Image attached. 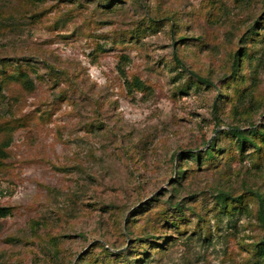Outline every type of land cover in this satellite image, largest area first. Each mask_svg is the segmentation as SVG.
Returning <instances> with one entry per match:
<instances>
[{
    "label": "rangeland",
    "instance_id": "1",
    "mask_svg": "<svg viewBox=\"0 0 264 264\" xmlns=\"http://www.w3.org/2000/svg\"><path fill=\"white\" fill-rule=\"evenodd\" d=\"M107 1L0 0V59L35 82L28 92L0 75V124L24 122L0 129V141L11 136L0 166V207L9 209L0 264H76L91 249L100 262L98 244L115 253L138 240L119 235L134 210L192 200L202 235L187 207L178 229L169 226V248L149 247L140 264H246L262 233L254 203L215 211L213 196L264 192V158L246 148L241 159L232 147L211 170L185 157L230 129L215 124V101L226 123L264 118V0ZM239 50L250 55L232 77ZM180 154L191 171L174 194Z\"/></svg>",
    "mask_w": 264,
    "mask_h": 264
},
{
    "label": "trees",
    "instance_id": "2",
    "mask_svg": "<svg viewBox=\"0 0 264 264\" xmlns=\"http://www.w3.org/2000/svg\"><path fill=\"white\" fill-rule=\"evenodd\" d=\"M30 1L32 3L39 2V0ZM110 4L111 1L109 0L105 3V6H110ZM6 26L7 25L5 22L0 21V38L3 37V33ZM2 27H4V29H2ZM260 30H262V33H264V27H262ZM259 32L261 31L255 30L254 27L251 28L252 36H259ZM262 37H264V34ZM250 40L253 41L260 39L250 37ZM249 55L250 53L242 50L236 51L232 54V77H234L236 72L239 70V62L243 58L248 59ZM177 62L179 63V60H177ZM21 66V63H19L18 61H16V65L10 64L8 59L4 57L0 59V75L4 76L5 82L14 81L16 82V84H19L24 90L31 92L35 89V82L33 81V79L30 78L29 74H27ZM11 67L18 69L15 70L14 68H12V71L8 73V69ZM191 73L197 78L199 82L208 86L212 85L209 79L197 75L193 71H191ZM135 82L140 84L137 79H135ZM235 84L236 85L234 86V88L238 90L237 82H235ZM225 86L228 87L229 84L226 83ZM218 102L219 101L213 102V120L215 124H226L227 126H229L230 129L222 130L221 132H219L204 151L190 153L187 155V157H185L186 160H193L197 164L196 168L201 166H207L209 169L213 170L214 167L217 166L220 169L221 165L218 163V160L224 157L226 152L227 154H229V150L232 149V147H234L233 150H236L238 152L239 156H241V159H243L246 148L251 149V152L249 154L255 155V158L259 160L264 158V118L258 125L254 120L249 119V116L243 119L239 118L236 121L226 123L222 121L218 116L220 110ZM232 107V112L235 115L239 114L237 108L234 105ZM235 115L232 118H234ZM23 123L24 122H21L20 119H14L12 122H5L0 124V129L4 127H6L4 129H12L18 124ZM244 125H248L250 127L247 129H240V127H243ZM10 143L11 136L9 135L4 136V138L0 141V166L4 163V159L7 158V152ZM183 156V154L177 156V176L171 184V190L174 194L178 191V189L174 186L181 185L180 182L184 175H186L187 171H191L190 169H188L189 167L184 166L185 159L183 158ZM215 192L216 195L213 196V198L215 199L214 206H217L215 211L219 210L223 212H233V210L239 209V211L242 212L241 210H243L245 205L244 201L249 200L254 203V215L262 233L260 239L253 244L251 254L247 259L246 264H264V192L256 189H251L248 192H242L240 193L241 195L239 194L236 196H234L235 194L227 193V191L222 188H218V190L216 189ZM247 197L249 198L248 200L246 199ZM152 200L155 201L157 199L154 198ZM165 203H167V200ZM169 205L170 206L168 208H163L160 211L153 209L154 211L151 212L152 207H150V204H147V206L145 204L134 210L133 215H128L124 223L125 225L120 230L119 235L124 239L128 235L132 240L138 237V240L135 241L134 244L129 245L128 248L124 251L113 253L109 251L103 244H98L97 246L101 249L99 253L103 252L104 254L103 256L101 255L102 260L100 262H98V259L96 258V254L98 253L93 254V252L95 251L91 249L88 251L86 256L80 257L76 261V264H80V262H83V264H140V261H143L142 259H140V255L147 253L146 249H148L149 247L150 253H157V250L166 251L169 248V240L171 238L169 226H173V228L178 229V221H181L185 217L184 211L187 207L191 209V211L193 212V214H195L197 218L195 230H193L192 232H197L196 234L199 238L202 235L201 228L199 227V222L202 221L204 218L203 215L200 214L201 212L199 210L195 211V208L199 206V203L195 200L181 203L179 201H172ZM169 209H171L170 213L168 212ZM8 210L9 209L7 207H0V216H5L8 213ZM245 211L249 213V209L247 207ZM151 214H161V218H163L162 222L160 220L154 222L143 221V224L141 225L136 224L138 218L145 215L149 216ZM135 229L141 231L140 235H137ZM137 243L139 244L137 245ZM110 247L113 246L110 245ZM157 247L159 248L156 249Z\"/></svg>",
    "mask_w": 264,
    "mask_h": 264
}]
</instances>
